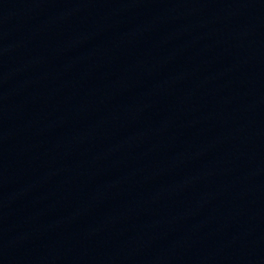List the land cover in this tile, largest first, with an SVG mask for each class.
Segmentation results:
<instances>
[{"label":"water","instance_id":"obj_1","mask_svg":"<svg viewBox=\"0 0 264 264\" xmlns=\"http://www.w3.org/2000/svg\"><path fill=\"white\" fill-rule=\"evenodd\" d=\"M0 264H264V129L112 116L3 132Z\"/></svg>","mask_w":264,"mask_h":264}]
</instances>
